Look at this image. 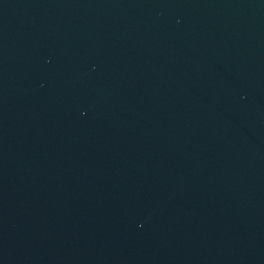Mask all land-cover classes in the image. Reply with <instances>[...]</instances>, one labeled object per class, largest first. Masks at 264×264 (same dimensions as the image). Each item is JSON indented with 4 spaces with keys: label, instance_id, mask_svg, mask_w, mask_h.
<instances>
[{
    "label": "water",
    "instance_id": "95a60500",
    "mask_svg": "<svg viewBox=\"0 0 264 264\" xmlns=\"http://www.w3.org/2000/svg\"><path fill=\"white\" fill-rule=\"evenodd\" d=\"M0 264H264V0H0Z\"/></svg>",
    "mask_w": 264,
    "mask_h": 264
}]
</instances>
